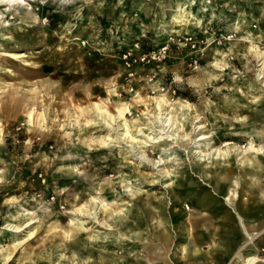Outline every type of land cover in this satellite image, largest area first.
<instances>
[{
    "label": "rangeland",
    "instance_id": "rangeland-1",
    "mask_svg": "<svg viewBox=\"0 0 264 264\" xmlns=\"http://www.w3.org/2000/svg\"><path fill=\"white\" fill-rule=\"evenodd\" d=\"M234 209L264 258V0L0 1V264H193Z\"/></svg>",
    "mask_w": 264,
    "mask_h": 264
},
{
    "label": "crops",
    "instance_id": "crops-1",
    "mask_svg": "<svg viewBox=\"0 0 264 264\" xmlns=\"http://www.w3.org/2000/svg\"><path fill=\"white\" fill-rule=\"evenodd\" d=\"M186 204L185 202L183 203V205ZM183 209L185 208H182V211ZM184 212V211H183ZM233 212L236 213V215L233 214ZM233 212L230 210L228 212V218H229V222L233 223L235 221V223L237 224V227L239 229V233L241 234V238H237L233 235V237H222V235H218V238H209L210 237V234L213 233V227H209V232L208 231H203V235L205 234V236L207 237H196L195 236V243L197 242H200V239H202V242H206L209 249L210 250H213L216 246H226V247H237L238 248L236 249L235 252H233L232 254H230L229 256V261L227 262V264H248V261L252 258V257H255L258 255L259 256V251H258V247H257V244L254 242V244H251L250 246H246L244 249H242V242L244 240V233H243V230H248L247 226H246V222H244V219L242 218V216L240 215V213L237 211V209H234ZM184 230H190V225L187 223V222H184ZM227 228V227H225ZM228 229V228H227ZM231 229V228H229ZM228 229V230H229ZM224 229L217 231L215 234L213 235H216V234H219L220 231H223ZM249 232H252V231H249ZM255 232V231H254ZM259 234V233H258ZM256 237V236H255ZM189 241V244L191 245V243L193 242L192 239H187ZM254 241V240H253ZM195 243H192L193 244V251H194V255H193V264H200L198 262V255L200 254L201 252V248L204 246L202 244H195ZM188 244V245H189ZM217 248V247H216ZM189 249L190 247L185 245V247L183 248V254H182V259L179 261L180 264H188V260H189ZM218 249V248H217ZM241 250V254L238 253L239 257L236 258V259H233L234 257V254L238 251V250ZM213 256L211 257L210 260H207L204 262V264H210V262H214L215 261V257L217 256V250H216V253L215 251L213 253ZM237 255V256H238ZM255 255V256H254ZM224 258V257H222ZM240 258V259H239ZM214 264H216V261L214 262ZM259 264H263V263H259Z\"/></svg>",
    "mask_w": 264,
    "mask_h": 264
},
{
    "label": "bare ground",
    "instance_id": "bare-ground-1",
    "mask_svg": "<svg viewBox=\"0 0 264 264\" xmlns=\"http://www.w3.org/2000/svg\"><path fill=\"white\" fill-rule=\"evenodd\" d=\"M0 1H5V2H8V3H12L14 0H0ZM162 100H165V98H163ZM96 103V102H95ZM97 106V105H96ZM100 111V110H99ZM125 111H126V109H124V108H119V115H118V117H120L121 119H124V117H125ZM99 113V112H98ZM161 117V116H160ZM166 118H165V120L164 121H162L161 122V126L163 127V133L166 131V127L167 126H169V129L172 127V125H173V121H172V119H173V116L171 115V111L170 112H168L167 114H166V116H165ZM173 122V123H172ZM203 128V126H199V127H197L196 129H202ZM167 132V131H166ZM162 133V132H161ZM168 133V132H167ZM142 135H144L147 139H151V136L150 135H148V134H145L144 132H142L141 133ZM140 134V135H141ZM165 139H169V140H172V138H170V137H172L171 135L170 136H163ZM162 137V138H163ZM154 138V137H153ZM161 138V137H160ZM167 139V140H168ZM200 139H202V137L200 138ZM131 141H138V139L137 138H135L134 136H131ZM200 141V140H199ZM219 153V152H218ZM222 153H223V151H222ZM182 201V200H181ZM183 203L184 202H181V205H183ZM183 208H187L188 209V206L186 205V204H184L183 205ZM184 210V209H183ZM30 219V218H29ZM33 222V220H29V221H27V222H25V224L23 223V225H21V226H18L17 224H12V223H9L8 224V226L10 227L9 229H11V231H14V232H19V231H21V230H23L25 227H27V226H29L31 223ZM245 232H246V234H245V241L243 242V244H242V249H244L246 246H248V245H251L252 243H253V240H254V238H255V236L258 234V233H253V234H250L249 232H247V230H245ZM242 249H240V250H238L236 253H235V255H234V257H233V259H235V257L238 255V253H240L241 252V250ZM255 256V255H254ZM263 263L264 264V258H261V257H258V255L257 256H255V257H252L249 261H248V264H259V263Z\"/></svg>",
    "mask_w": 264,
    "mask_h": 264
},
{
    "label": "built area",
    "instance_id": "built-area-1",
    "mask_svg": "<svg viewBox=\"0 0 264 264\" xmlns=\"http://www.w3.org/2000/svg\"><path fill=\"white\" fill-rule=\"evenodd\" d=\"M232 37H234V34L233 33H229L228 35L224 36V39L225 38L226 39H230ZM134 45H135L136 48H139V41H136ZM129 56H130V53L128 51L127 52H123V54H122V58L124 59L125 64L128 65V66L130 65V61H129L130 57ZM149 56H150V58H148L146 54H143V56L141 57V60L149 61L150 59H154L155 52L152 51V55L149 54Z\"/></svg>",
    "mask_w": 264,
    "mask_h": 264
}]
</instances>
